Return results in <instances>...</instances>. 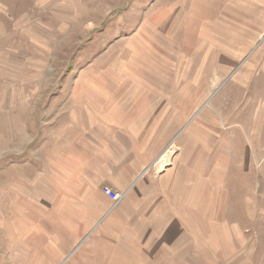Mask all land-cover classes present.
Listing matches in <instances>:
<instances>
[{"label": "rangeland", "instance_id": "1", "mask_svg": "<svg viewBox=\"0 0 264 264\" xmlns=\"http://www.w3.org/2000/svg\"><path fill=\"white\" fill-rule=\"evenodd\" d=\"M91 105L157 136L144 264H264V0H0V264L69 251L55 217L106 199L77 185Z\"/></svg>", "mask_w": 264, "mask_h": 264}, {"label": "crops", "instance_id": "2", "mask_svg": "<svg viewBox=\"0 0 264 264\" xmlns=\"http://www.w3.org/2000/svg\"><path fill=\"white\" fill-rule=\"evenodd\" d=\"M89 107L95 114H86L85 118H90L94 122L97 115L101 120L95 118L97 122L94 123L98 124V127L85 133L86 146L81 144L75 158L78 161L85 159L98 162L92 163L91 166L85 164L87 169L84 174L80 168L77 170V185H80L79 191L101 192L106 199H85L83 203L78 201L77 207L83 210L77 211V216L73 219L77 220L76 222L70 221L68 217L65 221V216L62 215L59 218L55 217V220H60L61 235L48 236L47 239L72 240V247L69 251L58 252L52 257L43 259L39 257L42 261L39 258L38 261L40 264H144L142 258L148 255L149 244L154 237L151 235L148 239V236L144 235L142 239L139 235V231L144 225H149V221L144 216L145 212L128 196L140 184L149 168L148 162L143 161L153 160L154 164L158 158L160 151H156V147L152 148L157 136L150 135L145 119L138 123L133 121L128 123L130 112L137 113L133 106L120 105L121 109L113 110L111 116L107 110H99L102 108L100 105ZM133 117L135 116L132 115ZM144 130L146 133L148 131V134H144ZM77 166L80 167V164ZM169 168L170 166L167 170ZM103 186L119 192L120 199L117 201L110 199L102 191ZM114 217H119L120 222L117 224L111 222ZM142 217L148 222H136V227L126 226V219L140 220ZM91 219L97 221L91 223L89 222ZM150 229H145V232Z\"/></svg>", "mask_w": 264, "mask_h": 264}, {"label": "built area", "instance_id": "3", "mask_svg": "<svg viewBox=\"0 0 264 264\" xmlns=\"http://www.w3.org/2000/svg\"><path fill=\"white\" fill-rule=\"evenodd\" d=\"M102 191L109 196L110 199L114 200V201H117L120 199L121 197V194L119 192H116V191H113L111 190L109 187L107 186H104L102 188Z\"/></svg>", "mask_w": 264, "mask_h": 264}]
</instances>
